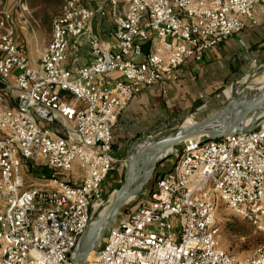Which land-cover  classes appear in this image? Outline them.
Segmentation results:
<instances>
[{"label":"built area","instance_id":"1","mask_svg":"<svg viewBox=\"0 0 264 264\" xmlns=\"http://www.w3.org/2000/svg\"><path fill=\"white\" fill-rule=\"evenodd\" d=\"M108 2L63 0L35 65L0 0V78L15 77L13 90L0 89V103L14 101L0 109V264H73L75 246L109 204L103 182L118 159L120 113L185 61L257 25L256 8L264 13V0ZM98 15L112 19L114 42L93 32ZM84 32L94 59L73 71L70 40ZM175 151L172 170L84 264H264V247L246 260L224 250L217 224L224 203L264 232V113L245 133L189 139ZM30 164L50 174L24 172Z\"/></svg>","mask_w":264,"mask_h":264},{"label":"crops","instance_id":"2","mask_svg":"<svg viewBox=\"0 0 264 264\" xmlns=\"http://www.w3.org/2000/svg\"><path fill=\"white\" fill-rule=\"evenodd\" d=\"M48 1L51 0H25L26 6L23 8L17 4L16 0H7L6 3L12 12L16 42L35 65L40 64L43 53L52 39V20L64 7L63 0H57L61 2V6L58 11L54 10V13L46 9ZM96 4L107 8L109 2L96 0ZM254 13L258 19L257 25H247L240 33L208 50L201 60L185 61L179 67L175 77L165 76L162 82L147 86L140 95L130 101L128 107L120 113L119 121L114 129L113 152L117 157L118 147L125 148L141 137L160 135L180 117L204 103L215 101L224 88L234 84L256 65L263 67L264 13L258 8ZM46 30L50 32L44 36ZM92 30L105 42L112 43L116 40L112 19L96 16ZM89 40L88 32H84L78 38H71L67 62L71 70L77 71L80 66L93 62ZM111 76L118 77L119 74L113 72ZM14 84L13 75L5 81L0 78V89L13 90ZM13 105L12 97L8 96L4 103H0V109L6 106L13 107ZM50 127L56 129V126ZM165 162L168 167L172 164L167 160ZM166 166L161 174L169 169ZM23 171L26 172L27 168L24 167ZM40 173L43 174V172ZM107 178L103 183L104 193L115 183L114 178L109 182L106 181ZM116 218L115 223L118 220Z\"/></svg>","mask_w":264,"mask_h":264},{"label":"rangeland","instance_id":"3","mask_svg":"<svg viewBox=\"0 0 264 264\" xmlns=\"http://www.w3.org/2000/svg\"><path fill=\"white\" fill-rule=\"evenodd\" d=\"M47 4L48 7H46V9L48 8L53 12L54 10L58 11L59 7L61 6V2H58L57 0H51L50 2L48 1ZM49 32L50 31L46 30L44 36L47 35ZM263 74H264V65L263 67L256 65V67L248 71L234 84H230V86L224 88L222 90L223 92L220 93V95L218 96V98L215 99V101L211 103H204L203 105L199 106L197 109L189 112L185 116L180 117L170 127L164 129V131L160 135L164 137L170 133H173L181 129L183 125H188L186 124V120L192 114H196L195 116L198 118V121L209 118L220 108L226 106L229 103L230 97L233 94L239 95L240 98L247 97V95H249L250 93L255 94L256 92L259 91L256 90L257 89L256 87L259 85V81L263 77ZM261 91H263V89ZM263 113L264 111L257 114L256 115L257 118H255L254 120L252 117L247 118L244 125L248 126L249 124V126H251L253 124V123L251 124L252 120L253 122H255L258 119V117ZM182 144L183 143H181V145ZM181 145H178L170 149L169 152L165 154V156L159 159L157 168L158 169L160 168L159 169L160 172L161 170L162 171L165 170L166 160L169 161V163H173V161L177 158L175 150L180 149ZM132 146L133 144L131 143V145L125 148L118 147L117 150L118 159L115 162L114 170L110 173L109 177L106 180L107 182H109L110 179L114 178L115 183L112 185L111 189L110 190L107 189L108 191L105 193V196L109 204L106 206V209H104L102 213H104L107 210V208L110 206L111 201L114 199L117 191L120 189L121 185L124 184V182L127 179L128 173L130 171L129 166L131 163ZM139 165L141 166L140 161L136 165V171H137L136 173L138 176L137 179L139 178L138 169H137ZM145 170L147 172V169ZM143 173L144 171H142L140 175ZM136 183H138V181H136L132 185V187H134ZM155 186H156L155 181L151 179L149 181V184L141 192L136 194L132 199H129L128 201L125 202V205L122 206V208L120 209L117 218L132 213L137 208V206L143 203V200L149 196V191H152L155 188ZM217 224L219 225L220 228L219 234H220V244L222 248L224 250H227L231 254L238 256L242 260L251 258V256L256 254L262 247H264V232L257 231L255 227L251 224V222L246 220L244 217L238 215L236 212L232 211L231 209H229L224 203H220L217 209ZM115 225L116 223L113 222L108 227V229ZM108 229L105 231V233L103 234L100 240L102 244L104 243Z\"/></svg>","mask_w":264,"mask_h":264},{"label":"water","instance_id":"4","mask_svg":"<svg viewBox=\"0 0 264 264\" xmlns=\"http://www.w3.org/2000/svg\"><path fill=\"white\" fill-rule=\"evenodd\" d=\"M256 94L253 96L247 95V97L243 98L233 94L226 106L220 108L207 119L198 121L194 125H183L181 129L164 137L161 135H148V137H141L135 141L132 146L130 166L134 150L138 144L147 142L152 147L147 159L140 161L141 166L137 167L139 178L136 181L138 183L132 187L136 181L131 180L130 173H128L126 181L117 191L105 213L95 219L94 223L84 231L74 248L73 264H84L90 253L97 249L103 234L115 222V218L122 206L149 184L157 169L159 159L165 156L170 149L193 138L207 137L215 140V138H221L231 133L242 134L247 132L254 125L255 122L253 120L257 118L256 115L264 111V94L263 96H257ZM249 117L253 118L251 122L253 124L245 126L244 124ZM143 167L148 170L140 175L144 171Z\"/></svg>","mask_w":264,"mask_h":264},{"label":"bare ground","instance_id":"5","mask_svg":"<svg viewBox=\"0 0 264 264\" xmlns=\"http://www.w3.org/2000/svg\"><path fill=\"white\" fill-rule=\"evenodd\" d=\"M256 88H257L256 90H259V91L256 92L257 94L256 93L255 94L257 96H263V94H264V74H263V77L259 81V85ZM262 89H263V91H261ZM252 94L253 93H250L249 95H251V96L255 95V94H253V95ZM195 115L196 114L190 115L186 120V124H188V125L196 124L198 122V118ZM151 149H152V147H151L150 143H147V142H141L140 144L137 145L136 149L134 150L133 157H132V164L129 167V169H130L129 173L131 176V180L135 181L137 179L138 176L136 173L137 172L136 171V165L139 161H141V160L145 161L147 159ZM143 169L145 172L146 167H143ZM92 256H93V254L91 252L89 257H92Z\"/></svg>","mask_w":264,"mask_h":264},{"label":"trees","instance_id":"6","mask_svg":"<svg viewBox=\"0 0 264 264\" xmlns=\"http://www.w3.org/2000/svg\"><path fill=\"white\" fill-rule=\"evenodd\" d=\"M176 161V159L174 160V162ZM172 167H173V163L170 164V167H168L169 169L167 171H170L172 170ZM27 172H32L34 171L35 173H40V172H43V174L45 175H49L50 172L47 171L46 169H43L42 171H40L41 169L37 168V167H34L32 164L28 165L27 167ZM157 168V167H156ZM160 169V168H159ZM158 168L156 169V171L154 172V175L152 177V180L156 182L157 178L159 177V175L161 174L160 170ZM162 171V170H161ZM166 172V171H165Z\"/></svg>","mask_w":264,"mask_h":264}]
</instances>
